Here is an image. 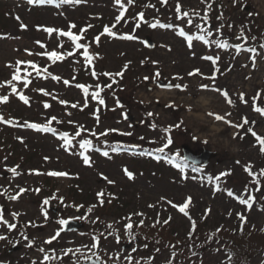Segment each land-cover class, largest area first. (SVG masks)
<instances>
[{
    "label": "rangeland",
    "instance_id": "1",
    "mask_svg": "<svg viewBox=\"0 0 264 264\" xmlns=\"http://www.w3.org/2000/svg\"><path fill=\"white\" fill-rule=\"evenodd\" d=\"M123 3L127 10L117 23L121 7L115 0H81L59 6L0 0V95L9 96L6 103H0V115L13 121H0V214L16 224L8 230L0 222V235L7 237L0 240V262L70 264L98 257L101 264H264V175H260L264 152L248 132L251 128L264 136V115L254 110V106L264 108V79L255 76L257 68L253 67V57L255 65L264 63V0H238L235 4L233 0H179L182 12H189L179 19L177 0ZM141 12L143 21L137 15ZM157 21L173 27L152 28ZM71 24L77 35L86 29L79 42L88 45L91 64L83 56L84 49H77L68 37L44 30L68 31ZM113 24L117 37L100 35L106 25ZM180 29L193 37L204 34L208 43L194 39L189 47L179 35ZM122 34L138 38L121 39ZM146 35L154 41L153 48L144 45ZM217 42H227L229 47H217ZM52 50L73 54L53 63L42 55ZM207 56L219 60L213 64L204 58ZM17 61H32L51 73L37 76L27 64L19 65L22 77L25 68L31 73L27 88L23 79L13 82L29 98L28 104L4 84L12 79ZM190 69L200 72L189 76ZM157 71L161 75L154 79ZM117 72L123 75L116 76ZM214 72L213 82L206 77ZM64 80L70 84L65 85ZM224 80L236 85L228 83L234 89L229 92L232 104L213 90ZM76 84L88 86V93ZM166 84L187 87H161ZM202 84L209 88L202 89ZM96 91L100 95L93 99ZM241 92L247 103L239 98ZM258 92L261 96L253 100ZM61 100L68 103L61 104ZM209 100L215 101L212 108L218 105L219 113H230L226 120L231 125L217 120L207 123L214 117L206 116L199 101ZM45 104L50 106L45 108ZM53 116L57 119L49 126L54 133L25 126L47 124ZM244 118L249 122L243 128L232 126L242 124ZM112 128L118 131L100 135ZM128 132L132 134H124ZM62 133L68 134L70 145L65 144ZM169 138L172 143L164 147ZM82 140H90L91 147L82 148ZM182 144L197 152L209 150L214 156L203 166L188 165L181 157ZM159 148L164 151H157ZM81 153L90 157L91 165L83 163ZM13 168L17 174L11 172ZM125 168L134 178H128ZM221 172L228 175L220 176ZM20 189L25 191L17 199L9 198ZM189 196L185 215L173 205L183 204ZM249 196L255 197L251 209L238 199ZM46 199L48 204H44ZM62 219L80 220L84 226L61 231L56 240L46 243L62 229ZM128 223L133 225L130 230L125 227ZM29 240L33 241L31 247ZM94 243L98 247H92ZM126 243L131 245L122 248ZM45 254L53 258L44 261Z\"/></svg>",
    "mask_w": 264,
    "mask_h": 264
},
{
    "label": "snow or ice",
    "instance_id": "2",
    "mask_svg": "<svg viewBox=\"0 0 264 264\" xmlns=\"http://www.w3.org/2000/svg\"><path fill=\"white\" fill-rule=\"evenodd\" d=\"M29 3L31 4H57V6H59V4H69V3H75V4H79L81 2V0H28ZM115 2L120 5L121 7V12H120V15H118L116 17V22L119 23L121 21V19L124 17V13L125 11L127 10L124 3H123V0H115ZM127 2L129 4L133 3L134 0H127ZM164 3H167V0H163ZM238 0H233V3H237ZM181 4L179 3V0H177V4H176V12L178 14H180L178 16V19L179 18H182V17H188L189 16V12L187 11H183L181 10ZM210 7V6H209ZM194 15H199V13H193ZM138 17H139V20L140 21H143L144 20V14L141 12V13H138L137 14ZM251 15V13H250ZM205 20L208 19L207 15L205 14V16L203 17ZM17 19H19V17H17ZM188 24H192V21L191 20H188L187 21ZM159 25V27H163V28H171L173 27L171 24H160L159 21L155 22V23H152L150 26L152 28H156L157 26ZM137 27L140 26L139 22L137 23L136 25ZM21 27L22 28H26L27 25H24V24H21ZM75 24H71L69 25V30L68 31H64V30H61V29H55V28H51V27H48V28H45L44 30L49 33V34H52V33H58L60 36H64V37H68L74 44H75V47L77 49H84L83 51V56L85 58V60L87 61V63L91 64L92 62V56L89 55V52H88V45L86 44H82L80 43L79 41L82 39V36H83V33L86 31V29H81L80 30V34L77 35L76 33H74L71 29L75 28ZM88 27H91V25H89ZM116 27V24H113L111 26H105L104 27V31L103 33H101L100 35H104V34H107L109 37H117L118 36V33L113 31V29ZM198 27V30H199V26ZM206 32V34L208 36H210L212 33L211 31H208V30H203ZM179 35L182 36V37H185L186 40H187V43H188V46L191 47L192 46V41L194 39L196 40H200V41H203L204 43H208V40L206 39V35L204 34H200V35H197L195 37H193L192 35L188 34L184 29H180L179 31ZM119 38L121 39H127V40H134V39H137L138 37L134 36V35H131V34H122L119 36ZM99 40H100V36L98 35L97 37H95V42L96 43H99ZM37 43L39 44L40 42L37 41ZM146 45L148 44L147 41L144 42ZM59 47H63V45H58ZM148 46H153V45H148ZM41 47H46L45 45H41ZM217 47H220V48H228L229 45L227 42H223V43H220V42H217ZM261 47H264V45H262ZM236 48L239 49L240 48V45H236ZM27 51V50H26ZM249 51H252V52H255V49H249ZM31 54V53H30ZM73 53L71 52H68L67 54H64V53H61V52H58L56 50H52V51H48V52H45V53H42V55H46L50 60L53 61V63H55L56 61H62L63 59H65V55H72ZM205 59L209 60V61H212L213 64L216 63L217 60H219V57H212V56H207V57H204ZM255 57H253V67H255ZM156 63V62H154ZM21 64H27L29 67H31L37 76H40L43 73H48V70L47 68H44L43 70L34 62L32 61H17V66L15 68V72L13 73L12 75V79L11 80H7L4 82V84L6 85H9L11 86V91L13 94L17 95L19 97V99L21 101H23L25 104H28L29 103V98L24 95L22 92H18L17 91V88H16V84L13 83L14 81H20L23 79V87L27 88L29 83L31 82L29 80V76H31V73L28 72L27 68L24 69V72H25V75L22 77L21 76V68L19 65ZM128 67L127 64L124 65V68L126 69ZM217 71H219L217 69ZM200 70L199 69H195L194 72H190L188 73L189 76H192V75H195V74H199ZM48 75H51V73H48ZM92 75H96V73L93 71ZM104 75H108V76H111L113 75L112 73H104ZM116 76H122L123 75V72H117L115 73ZM161 75V73L159 71H157L155 73V78H158L159 76ZM47 78V77H45ZM207 79H210L212 80L213 82L216 80V74L215 72L213 73L212 76L210 77H206ZM52 79L54 80H60L61 78L59 76H52ZM145 80L148 79V77H144ZM63 83L65 85H69L70 84V81L68 80H64ZM2 86V85H0ZM77 88H80L84 91L85 94L88 93V86L84 85V84H76L75 85ZM97 88H99L100 86L97 85L96 86ZM108 87H111V85H108ZM161 87H166V88H172V87H175V88H178V89H183V88H186L187 85H181V84H175V85H172V84H166V85H161ZM200 87L202 89H208L209 88V85L207 84H202L200 85ZM213 90L217 91V92H220L222 96H224L227 100V103L229 104H232L233 101L229 98V93L228 91L226 90H221L220 88H214ZM38 91H41V92H44V89H38ZM45 94L47 95L48 93L45 92ZM100 95L99 91H96V92H93L92 93V98L93 99H96L98 98ZM261 96V93H257V96L256 97H253V100H256L257 98H259ZM239 98L241 100H243L245 103H247V101L245 100V94L243 92H241L239 94ZM9 100V96L8 95H0V103H6L7 101ZM101 104L104 103L103 99H100L99 101ZM61 104H67L68 102L67 101H64V100H61L60 101ZM118 103V102H117ZM50 105L48 104H45L44 107L47 108L49 107ZM72 107H77L76 104H73ZM254 110L259 112L261 115H264V108H261V107H255L254 106ZM148 115H152V113H149ZM210 115H214L215 119L217 121H226L228 124H232V121L230 120H226V115H230L229 114H226V115H220V114H212L210 113ZM126 118V117H125ZM57 118L55 116L51 117L50 120L48 121L47 124H38V123H28L26 124L25 126L27 127H30V128H33V129H36V130H40V131H44V132H55L56 130L52 127H50L49 125L52 123V121H55ZM0 121H3L4 123H13L12 120H5L4 117L2 115H0ZM248 120L247 118H244L243 120V123L242 124H235V125H232L234 127H237V128H243L245 124H248ZM153 128L156 127V125H152ZM171 127V126H170ZM176 127H179V125H176ZM118 131V129H115V128H112V129H106L105 132L103 133H100V135H107L109 132H116ZM165 132H168L170 131V128L168 129H164ZM248 132L251 133V135L253 137H255L257 143L260 145V151L261 152H264V136H260L258 135L255 131H253L251 128L248 129ZM125 135H131L132 133L131 132H128V133H124ZM77 136L80 135V132H77L76 133ZM93 135H96L95 133H93ZM61 137L63 138L64 142L66 145H70L71 144V140L69 139L68 137V134L67 133H62L61 134ZM143 139V138H141ZM172 143V140L169 138L168 141H167V144L164 146V147H167L169 144ZM80 146L82 148H88V147H91V141L90 140H82L80 142ZM117 149H113V151H116ZM157 151L159 152H163L164 151V148H159L157 149ZM150 154V153H149ZM82 157H83V163L85 165H91V159L88 155H85L84 153H81ZM103 155L104 156H108L109 153L107 151L103 152ZM159 158V157H157ZM237 163H239V161H237ZM194 171L196 170L195 168L193 169ZM246 171L249 172L250 175H254V173H252L251 171V167L250 166H246L245 168ZM11 172L14 173V174H17L16 173V169L13 168L11 169ZM124 172L125 174L128 176L129 179H132L134 178V174L133 172L129 171L127 168L124 169ZM49 175H53V176H67L68 173L66 172H50L48 173ZM102 175V174H101ZM225 175H228V173L226 172H221L220 173V176H225ZM260 175H264V169H261L260 170ZM220 176L216 177V179L218 180L220 178ZM105 180H107V177H104ZM108 183L111 184L113 183V181L111 180H108ZM25 191V189H20L19 190V193L16 195V196H12V197H9L10 199H17L19 197V194L20 193H23ZM257 191H259V189H257ZM103 193H98V196L101 197V200H100V203L102 204L103 203ZM229 195H233L231 192H229ZM239 199V202L241 204H244V205H247L249 209H251L252 207V201L255 200V197L253 196H249L248 199H243V198H238ZM191 203V197H187L185 202L183 204H180V205H173V207H177L178 210L181 212V213H184L185 215H188L186 209L189 207V204ZM44 204H48V200L46 199L44 201ZM169 204H172L171 201H169ZM89 211L91 212L92 209L89 208ZM210 211V210H209ZM14 215H18V214H14ZM142 215V214H141ZM45 216L47 217V213H45ZM238 216L239 218L241 219V221H244L246 222V217L243 215V214H240L238 213ZM171 219V217H169V220ZM0 222H2L3 224H6L7 227H8V230H12V229H15L16 228V224H12V223H9L7 220H4L2 214H0ZM169 221L168 220H164L163 223L167 224ZM59 223L61 225H64L67 223V220H60ZM141 223H143V221H141ZM195 226V222L193 221V227ZM125 227L127 229H131L133 227V225L131 223H128L125 225ZM61 231H63V229H60L58 230L54 235H52L47 241L46 243L48 244H51L52 241L56 240L59 236H60V233ZM7 237L4 236V235H0V240H5ZM25 240H27V236L24 237ZM134 239V237H133ZM98 240V238H97ZM117 240H119V238L117 237ZM18 243V242H17ZM32 243L33 241H28V246L31 247L32 246ZM92 247H98V243H94L92 245ZM41 252H44L45 250L43 248L40 249ZM69 252L71 250H68ZM77 252H79L80 250L77 249L76 250ZM133 251H135V249H133ZM67 254V253H65ZM173 255H175V253H173ZM53 257H50L49 255L45 254L44 255V261H48L50 259H52ZM86 259H89L91 260V257H87ZM97 259H99L97 257ZM128 259L130 260L131 257H128ZM0 264H2V262H0ZM33 264H36V262L34 261ZM41 264H43V262H41ZM169 264H171V261H169Z\"/></svg>",
    "mask_w": 264,
    "mask_h": 264
},
{
    "label": "water",
    "instance_id": "3",
    "mask_svg": "<svg viewBox=\"0 0 264 264\" xmlns=\"http://www.w3.org/2000/svg\"><path fill=\"white\" fill-rule=\"evenodd\" d=\"M147 41L148 44L146 45L148 48L154 47V42L148 35L145 37L144 42ZM153 45V46H148ZM129 119H132V116L128 117ZM181 153L184 160L187 162H190L194 165L199 164H207L212 156H214V153L209 150H202L200 152L194 151L189 145L182 144L181 145ZM55 211V208H53ZM83 226L82 222L75 221V220H67V223L64 224L63 231H71L75 229H79ZM130 246V243L123 244L122 248H128ZM74 264H100L99 259L91 258V260H88L86 262L82 263H74Z\"/></svg>",
    "mask_w": 264,
    "mask_h": 264
},
{
    "label": "bare ground",
    "instance_id": "4",
    "mask_svg": "<svg viewBox=\"0 0 264 264\" xmlns=\"http://www.w3.org/2000/svg\"><path fill=\"white\" fill-rule=\"evenodd\" d=\"M182 59V58H181ZM184 60H186V59H184ZM256 74H255V76L256 77H258L259 79L260 78H262V79H264V63H261V62H257L256 63ZM190 72H194V71H192L191 69H190ZM256 77H253V79H256ZM253 82V80L251 81V83ZM263 82H264V80H263ZM232 84V82H227L226 80H224V81H222L221 82V86L219 87L221 90H226V91H228V93L230 92V90H234V89H232L231 88V86L229 85V84ZM233 86H236L235 85V83H233L232 84ZM207 94H209V92L207 91ZM212 102H215L214 100H212V101H207V102H201V101H199V104H200V106H204V108H203V110L205 111V114H206V116H213L214 117V115H210V113H212V114H220V115H225V114H221V113H219L218 112V105L216 106V108L215 109H213L212 108ZM207 104V105H206ZM206 105V106H205ZM215 117H214V119L213 118H210V119H208V120H206L207 121V123H211L212 121L213 122H215ZM234 124H236V122H234ZM220 130L221 129H218L217 130V132H220Z\"/></svg>",
    "mask_w": 264,
    "mask_h": 264
},
{
    "label": "trees",
    "instance_id": "5",
    "mask_svg": "<svg viewBox=\"0 0 264 264\" xmlns=\"http://www.w3.org/2000/svg\"><path fill=\"white\" fill-rule=\"evenodd\" d=\"M139 228H140V226H139ZM141 228H143V226H141ZM141 228H140V230H142ZM138 236H139V235H138Z\"/></svg>",
    "mask_w": 264,
    "mask_h": 264
}]
</instances>
